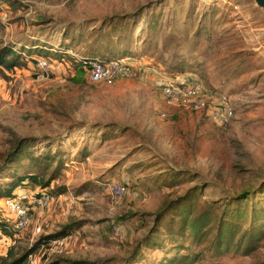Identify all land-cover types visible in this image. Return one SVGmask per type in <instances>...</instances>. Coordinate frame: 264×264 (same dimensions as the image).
<instances>
[{
  "label": "rangeland",
  "instance_id": "374dc122",
  "mask_svg": "<svg viewBox=\"0 0 264 264\" xmlns=\"http://www.w3.org/2000/svg\"><path fill=\"white\" fill-rule=\"evenodd\" d=\"M253 4L0 0V45L23 57L28 46L53 65L48 77L34 73V59L0 74V182L48 165L46 177L55 173L48 189L56 193L27 230L0 233V256L81 220L61 253L35 250L32 263L127 264L135 253V264L174 254L189 256L182 264H264V13ZM94 57H130L132 73L91 83L81 64ZM136 68L150 72L140 76ZM151 74L197 77L208 91L231 97L234 119L221 127L168 104ZM20 138L30 155L10 162ZM123 174L131 179L128 195L101 191L99 181ZM164 200L178 204L156 223L151 212ZM219 225L222 234L223 225L234 232L227 249L216 247ZM150 236L153 246L144 243ZM178 243L184 249L169 251Z\"/></svg>",
  "mask_w": 264,
  "mask_h": 264
},
{
  "label": "built area",
  "instance_id": "2783aa9c",
  "mask_svg": "<svg viewBox=\"0 0 264 264\" xmlns=\"http://www.w3.org/2000/svg\"><path fill=\"white\" fill-rule=\"evenodd\" d=\"M236 7V6H235ZM33 70L39 77H48L53 73L50 58L33 57ZM133 65L130 57H116L109 60L99 58L90 59L85 64V74L89 82L97 84H113L117 79L127 78L132 73ZM162 96L168 104L176 105L193 113H204L210 121L221 127L228 126L235 117L234 103L228 94L218 91H208L204 83L197 77L184 79L164 78L159 83ZM164 116V114H162ZM98 185L103 193L112 199L122 198L130 193L131 179L122 175L120 181H99ZM54 203V196L42 190H17L12 197L0 199L2 217L11 224L16 233L27 230L35 212L49 209ZM63 208L61 204L58 206ZM115 232L119 229L114 227ZM40 226L33 228V235H39ZM70 234L43 243L38 248L43 254L61 253L65 249ZM32 254L26 263L33 264Z\"/></svg>",
  "mask_w": 264,
  "mask_h": 264
},
{
  "label": "trees",
  "instance_id": "16d2710c",
  "mask_svg": "<svg viewBox=\"0 0 264 264\" xmlns=\"http://www.w3.org/2000/svg\"><path fill=\"white\" fill-rule=\"evenodd\" d=\"M147 24H148V27H150L151 29H153V27L156 25L155 22H150V21L147 22ZM26 49H27L26 52L28 56L23 57L21 56V54L25 55L23 51H18L9 45H0V74L3 73L5 70H12L13 68L20 66L22 62H25V60L30 61V59H33V55H37V53H40V52H36L35 54H32V51L30 50V48H28V46L26 47ZM111 58H105L102 60H109ZM90 59H93V58L84 59V61H82L83 63L81 65L84 68V72H85V64ZM27 141L28 140L24 138H20L16 141L13 148L10 150V152L7 153L8 155L7 159H9L10 162H17V161L19 162V159L30 155L27 152L28 151ZM44 158L50 162L53 160L52 156H50L48 153L44 155ZM32 159H35V157H32ZM48 168H49L48 165H46L45 167L40 168L39 172L25 171L23 173L16 174L17 172H15V173L10 174L8 180L0 182V199L12 197L17 190L24 189V187L28 186L29 184L36 186V189L38 190L45 191L49 193L50 195L55 196L56 194L55 191H51L48 189V187L50 186V182L55 178V173L53 172L49 176L46 177ZM1 169L2 167H0V170ZM5 177L6 176H3L2 178L6 179ZM183 200L184 199L182 197L178 198V200L176 199L175 201L179 202V204L176 203L174 200H170V201L164 200L162 204L156 210L151 212V214L153 215L155 219V222L159 223L170 209L172 208L174 209L176 204L181 205V201ZM188 208H190V206H188ZM183 214L185 215V218L187 219L190 213L187 210L186 211L183 210ZM82 223L83 221L81 220L74 221L66 225H63L62 227H60L58 230L54 232H50L48 234L42 235L38 237V239L34 242V244H31L30 248L20 252L19 254H16V252H14L12 249H9L6 255L0 256V264L26 263L28 260V256L34 253L35 250H38L41 244L50 242L54 239H57V238H60V237H63L69 234L71 230L80 228V226H82ZM186 224L187 223L184 222L183 226H185ZM202 225H199V227L203 228L205 227V225L207 226L208 224L204 222ZM219 226L217 227L218 229L214 236L216 247L220 248L223 246L225 249H227V247L229 246V243L232 241V238L235 236L234 232H232L231 226L229 227V231L226 232L224 225H223V234H222V227L221 226L219 227ZM191 229L194 231L195 234L199 236H203L205 234L204 231H206V230H200L199 228H195L193 225H191ZM178 232H182V231L178 230ZM0 233L9 235V236H12L13 234H15V231L12 229L11 224L2 217L1 212H0ZM153 240H154L153 236H150L146 238V240H144V243L147 245L153 246L155 243L153 242ZM171 249H175L176 252H179L182 249H184V246L178 243L177 246L170 248L169 251H171ZM188 257L189 256L186 254H174L171 256L163 257L162 260H160L158 264H177V263L182 264L185 260L188 259ZM137 259H138L137 255L135 253H132L131 257H129V260L127 261V264H135ZM57 263H58L57 261L52 262V264H57ZM84 263H87V262H82L79 260L70 262V264H84ZM147 264H150V263L147 262Z\"/></svg>",
  "mask_w": 264,
  "mask_h": 264
},
{
  "label": "crops",
  "instance_id": "0c3cea01",
  "mask_svg": "<svg viewBox=\"0 0 264 264\" xmlns=\"http://www.w3.org/2000/svg\"><path fill=\"white\" fill-rule=\"evenodd\" d=\"M254 5V4H253ZM253 7H255V6H253ZM131 64H132V62H131ZM137 70H138V73L140 74V76H143L144 74L146 75L147 74V72H150L149 70H147V69H144V68H136ZM151 75H153V76H149V78L151 79H153L154 77V79H155V82L154 83H156L157 81H161V80H163L164 78H171V79H178V78H184V79H189V78H193V76H185V75H176L174 78H172V77H165V76H162V74H158V75H154V74H151ZM147 77V76H146ZM158 83V82H157ZM121 175L119 176V178L121 179ZM109 179H112V180H114L115 179V177H113V178H109Z\"/></svg>",
  "mask_w": 264,
  "mask_h": 264
},
{
  "label": "water",
  "instance_id": "95a60500",
  "mask_svg": "<svg viewBox=\"0 0 264 264\" xmlns=\"http://www.w3.org/2000/svg\"><path fill=\"white\" fill-rule=\"evenodd\" d=\"M254 4L260 8L264 13V0H253Z\"/></svg>",
  "mask_w": 264,
  "mask_h": 264
}]
</instances>
